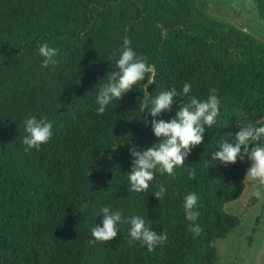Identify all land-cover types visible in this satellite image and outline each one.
Masks as SVG:
<instances>
[{"label":"trees","instance_id":"16d2710c","mask_svg":"<svg viewBox=\"0 0 264 264\" xmlns=\"http://www.w3.org/2000/svg\"><path fill=\"white\" fill-rule=\"evenodd\" d=\"M212 1L0 0V264H218V241L242 222L225 206L245 191L249 162L225 167L205 146L237 131L236 123L264 122V42L211 15ZM241 1L264 24V0ZM125 37L155 67L149 94L190 82L192 94L204 98L215 88L221 98L219 127L185 163L196 178L184 168L157 176L167 186L161 200L152 185L130 191L126 176L128 146L157 142L151 117L140 112L143 88L95 111L97 84L118 70ZM44 42L60 49L47 68L38 55ZM32 115L51 119L53 136L25 152L23 120ZM189 191L201 204L195 238L182 208ZM103 205L144 216L167 241L149 252L128 243L126 225L112 241H94ZM263 215L264 205L253 234Z\"/></svg>","mask_w":264,"mask_h":264},{"label":"clouds","instance_id":"9594fccd","mask_svg":"<svg viewBox=\"0 0 264 264\" xmlns=\"http://www.w3.org/2000/svg\"><path fill=\"white\" fill-rule=\"evenodd\" d=\"M132 41L125 37L119 49L115 64L117 71L110 72L97 85L94 103L95 111L104 114L109 106L123 98L134 89L143 88V99L139 104L140 112L147 111L151 117V131L157 142L151 146L132 144L128 146L131 157V170L126 174L129 190L141 193L156 188L154 196L161 200L167 193L164 182L156 181L157 176H175L176 170L184 168L189 180L197 176L195 167H185L192 150L204 144L205 134L219 127L221 98L217 89H209L206 97L192 94V84L183 83L180 89L176 87L161 88L156 94H149L147 89L155 84L156 72L148 58L138 54L131 46ZM60 52L58 47L44 42L38 47V55L42 57L41 66L47 68L57 63ZM103 81V83H102ZM79 83V82H78ZM96 85V86H97ZM95 86V87H96ZM180 99L179 108L174 107ZM175 114L170 119L161 118L164 113ZM142 116V115H141ZM147 126V118L142 117ZM24 135L22 143L24 151L39 150L53 136L54 122L47 116H29L23 120ZM234 133H229L213 144L205 146V155L212 161L227 167L248 161L245 178L258 182L264 187V122L244 120ZM131 138V134H129ZM117 146V145H116ZM115 146V147H116ZM112 147V148H115ZM209 149H214L209 151ZM192 165V164H188ZM255 196L261 197V188L255 190ZM200 198L195 191H189L183 196V214L188 222V230L193 237L199 236L202 229L197 223L200 217ZM95 217H100V223L91 227L94 241H112L121 232L122 226H127V241L129 244L138 242L149 252L162 245L168 239L165 231L158 232L151 227V221L139 214L125 216L122 210L113 209L109 205L99 208Z\"/></svg>","mask_w":264,"mask_h":264},{"label":"rangeland","instance_id":"374dc122","mask_svg":"<svg viewBox=\"0 0 264 264\" xmlns=\"http://www.w3.org/2000/svg\"><path fill=\"white\" fill-rule=\"evenodd\" d=\"M211 15L228 20L264 42V24L260 22L252 7H245L241 0H213ZM261 188V197L255 190ZM264 205V187L246 178V189L234 202L225 206L229 213L241 217V224L225 239L218 241V264H264V215L258 230L253 234L255 219Z\"/></svg>","mask_w":264,"mask_h":264}]
</instances>
